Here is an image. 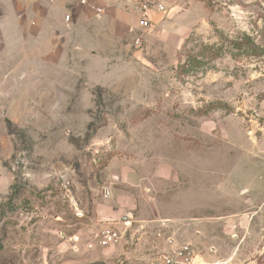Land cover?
<instances>
[{"label":"rangeland","instance_id":"obj_1","mask_svg":"<svg viewBox=\"0 0 264 264\" xmlns=\"http://www.w3.org/2000/svg\"><path fill=\"white\" fill-rule=\"evenodd\" d=\"M56 1L0 0V264H151L171 243L264 264V53L237 45L264 47V0H162L121 35Z\"/></svg>","mask_w":264,"mask_h":264},{"label":"crops","instance_id":"obj_2","mask_svg":"<svg viewBox=\"0 0 264 264\" xmlns=\"http://www.w3.org/2000/svg\"><path fill=\"white\" fill-rule=\"evenodd\" d=\"M58 0L57 6L59 9H65L66 4H74L70 10L73 13L74 21L81 29L88 30L95 24L106 25L112 23L115 27L117 35H121V31L125 29V19L128 13L137 16L136 0ZM162 1V0H160ZM178 0H168L167 4L176 8ZM68 2V3H67ZM163 3V1L161 2ZM95 8H102L103 14L97 16ZM162 15L157 12H152L149 19L152 23L158 24L161 21ZM165 25L163 26V28ZM166 29V28H164Z\"/></svg>","mask_w":264,"mask_h":264},{"label":"built area","instance_id":"obj_3","mask_svg":"<svg viewBox=\"0 0 264 264\" xmlns=\"http://www.w3.org/2000/svg\"><path fill=\"white\" fill-rule=\"evenodd\" d=\"M85 1L82 0L81 3ZM137 16L142 27L146 28L149 24V16L152 12H165L162 3L155 0H136ZM97 16L103 14L102 8H95ZM68 21V17L66 19ZM137 45H142V38L135 40ZM110 191L105 190L104 197H109ZM98 243L103 246L111 245L121 238L120 231L113 228H102L98 235ZM151 264H206L201 261L190 244L171 243Z\"/></svg>","mask_w":264,"mask_h":264},{"label":"trees","instance_id":"obj_4","mask_svg":"<svg viewBox=\"0 0 264 264\" xmlns=\"http://www.w3.org/2000/svg\"><path fill=\"white\" fill-rule=\"evenodd\" d=\"M264 22V16L261 17ZM264 31V28H263ZM237 45L240 49L247 50L252 55H261L264 53V47L254 43L253 39H251L247 35H242L241 39L238 41Z\"/></svg>","mask_w":264,"mask_h":264}]
</instances>
